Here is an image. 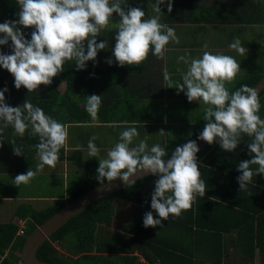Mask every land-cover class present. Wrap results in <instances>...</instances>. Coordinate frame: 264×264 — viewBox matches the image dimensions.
Listing matches in <instances>:
<instances>
[{
	"label": "clouds",
	"instance_id": "9594fccd",
	"mask_svg": "<svg viewBox=\"0 0 264 264\" xmlns=\"http://www.w3.org/2000/svg\"><path fill=\"white\" fill-rule=\"evenodd\" d=\"M164 3L171 13L173 0H156L152 5L156 15L146 18L144 10L129 7L127 0H17L18 19L0 23V45L11 41L12 47V54L0 51V66L14 76L17 89L23 87L29 93L39 90L41 85H51L53 78L64 72V65L70 61H75L77 70H84L88 61H95L98 53L108 47V42H98V37L110 28L114 14L120 19L112 51L120 67L139 66L150 54L163 58L166 46L179 42L175 29L160 22V5ZM21 26L34 29L30 40ZM204 47L207 48V44ZM229 48L241 56L248 52L238 37ZM178 59L188 65L182 83L176 82L173 86L167 73L164 78L169 81V88L177 89V94L183 92L189 102L199 101L207 106L203 116L207 123L198 139L211 145L219 138L222 150L232 152L239 146L242 134L253 138L247 144L252 158L238 164L242 173L237 177L240 191L246 192L253 176L264 174V119L258 114L261 108L258 90L242 85L234 92L229 91L226 85L241 71V63L231 55L204 51L199 58L181 56ZM106 63L111 65L113 60L108 59ZM7 91V88L0 90V134L11 126L20 136L30 130L32 136L39 137L35 148L41 163L37 170L30 168L26 174L14 178L16 186L27 185L45 165L56 166L61 149L67 145L68 126L28 99L21 106H9L5 100ZM86 100V111L95 118L102 96L93 94ZM138 136L134 126L120 133L119 142L107 151L106 158L98 159L97 179L104 189L117 179L129 185L136 184V177L157 176L151 209L159 218L152 211L146 212L143 218L145 228H156L170 216L179 217L191 210L197 197L205 196L207 186L197 157L200 149L195 140H189L176 147L171 159L165 161L168 155L165 148L160 144L149 148L147 137L132 147ZM97 139L94 135L88 141L90 157L100 155ZM13 152L16 156L24 155L14 143ZM253 165L258 167L253 170Z\"/></svg>",
	"mask_w": 264,
	"mask_h": 264
},
{
	"label": "trees",
	"instance_id": "16d2710c",
	"mask_svg": "<svg viewBox=\"0 0 264 264\" xmlns=\"http://www.w3.org/2000/svg\"><path fill=\"white\" fill-rule=\"evenodd\" d=\"M135 1L127 0L128 6L139 7ZM164 5L162 4V7ZM164 9L162 22L164 24L226 22L236 23V27L242 26V30L256 24L264 27V0H212L210 5L201 4L197 0H173V11L169 13L167 7ZM18 11L17 0H0V23L17 20ZM119 19V15L114 14L112 22H119ZM21 30L30 40L34 29L21 26ZM116 31V27L102 31L98 42L106 40L108 47L112 50L115 46ZM108 47L98 53L95 61H88L84 70H77L75 61L66 63L64 72L54 77L51 85H41L39 90L31 93L23 87L17 89L14 76L1 66L0 90L7 87L8 81L13 86V90L5 94L6 103L17 107L23 105L28 99L34 106L42 108L47 115L61 123L88 122L86 97L105 91L106 79L116 80L114 75L117 79H121L123 75V70H118L120 66L115 61L113 52L108 55ZM0 51L4 54H12L11 41L8 45H0ZM262 58L264 62V44ZM108 59L113 60L111 65L106 63ZM263 72L264 64L263 69L258 72L245 73L236 81L230 92L236 91L242 85L252 87ZM62 84L63 88L60 89ZM262 94L264 90L259 96ZM140 95L142 94L139 93ZM81 103L84 104L81 105ZM203 116L204 113L195 120L188 131L165 143L163 148L168 153L166 157L172 156L176 147L182 146L189 140L198 139L207 123L203 120ZM6 134L8 139L13 138V143L26 149L29 154L37 153L35 145L39 143V137L32 136L30 130L26 131L24 136H20L9 126L0 134V141L5 139ZM245 139H247L246 134L241 140ZM0 145H2L1 150L7 144L0 142ZM240 149L237 147L232 152L223 151L219 138L214 144L207 143L197 153L202 179L207 186L205 196H198L191 210L184 211L179 217L170 216L168 220L163 221L162 226L145 228L143 225L146 212L152 211L154 216L159 218L151 209V195L158 177L148 175L136 179V184H125L78 212L38 247L36 256L52 264H198L196 261L201 260L202 257H196L195 252L204 247L206 257H203L200 264H223L225 249L222 244V234L227 230L225 226H222L223 223L220 222L217 213H221V210L226 209L225 207H230L225 205L226 202L231 203V199L226 197L227 194H231V187L236 183L238 173L234 169V164L237 151ZM63 156L64 148L59 154L60 158ZM69 159L84 170L83 182L71 186L65 198L54 200L48 207L42 210L29 209L26 213L28 217L19 211L21 218H24L27 223L26 235L85 192L90 185L100 184L97 179L99 161L96 157H83L80 150H75L72 151ZM21 161H23L22 158L13 164L12 162L0 163V171H23L26 168H22ZM105 182H107L106 179ZM222 200L226 202L222 203ZM127 204L136 206V213L125 225L117 226L120 230L115 233L109 231L108 227L114 223L117 214ZM17 229L18 226L12 223L0 224V264H23L20 256L14 254V251L21 250L26 236L16 237ZM55 243L69 255L62 254ZM5 248L10 249L11 253L8 256H3ZM135 252L141 254L146 263L139 262L138 257L133 254ZM261 263L264 264V259Z\"/></svg>",
	"mask_w": 264,
	"mask_h": 264
},
{
	"label": "crops",
	"instance_id": "0c3cea01",
	"mask_svg": "<svg viewBox=\"0 0 264 264\" xmlns=\"http://www.w3.org/2000/svg\"><path fill=\"white\" fill-rule=\"evenodd\" d=\"M167 25L175 29L179 42H170L166 46L163 58L150 54L148 59L139 66L120 67L118 70H123L121 79H117L116 75H114L116 80L106 79L105 91L96 93L102 96V104L97 116L92 118L89 114L88 122L65 123L69 133L67 145L64 148V156L59 158L54 168L45 165L30 183L16 186L14 178L17 175L26 174L30 168L36 171L37 164L41 163L37 153L31 155L26 149L21 148L24 155L18 156V159L22 158L23 161L20 164L26 169L18 172L0 171V224L12 223L18 226L20 220H25L20 215L24 214L28 217L26 213L29 209L42 210L51 205L54 200L65 198L71 187L68 184V166L73 160L69 157L75 150H80L83 157L89 156L88 141L92 136L98 137L95 143L100 149V155L96 158L101 159L106 158L107 151L119 142L120 133L127 127L134 126L139 132V136L134 138L132 147L145 137L149 142L153 140L150 144L147 142L149 148L155 144L163 147L168 140L188 131L195 120L203 115L207 106L199 101L189 102L183 92L177 94V89L169 88V81L164 78L165 73L170 76L174 86L176 82L182 83V75L188 68L184 61L178 59L181 56L199 58L204 51H209L213 54L231 55L236 59V51L229 48L230 43L233 42H229V36H234L236 28H242V26L236 27V23L226 22H175ZM246 28L245 30L237 29V32L247 33ZM217 37L220 38L218 41H216ZM241 43L248 49V56L244 55L248 59L240 56L243 58V61L239 62L241 71L232 83L226 85L229 91L245 73L263 69V45H258L252 40H243ZM205 44L207 48L204 47ZM117 81L118 83H115ZM139 93L142 95L139 96ZM259 100L261 108L258 114L264 119V94L259 96ZM161 130L165 132L163 135L159 134ZM8 138L6 134L5 139L0 141L7 144L0 150V163L8 162L13 156L10 152V149L13 150V138ZM246 138L241 140L238 146L241 149L237 151L234 164V169L238 173L236 183L231 187V194H227L226 197L231 199V203L222 200V203L226 202L229 205L226 203L225 205L230 207H225V210L217 213L220 222L223 223L222 226H225L227 230L222 234V244L225 249L223 264H262L264 259V174L254 175L246 192L240 191L237 180V177L242 174L238 170L240 161L252 158L247 144L251 143L253 138L248 135ZM155 139L159 140L158 143H154ZM14 146L18 147L16 143ZM257 167V165L252 166L253 170ZM56 182L62 189L57 193L51 192ZM36 204L42 206L37 207ZM208 219L210 221V218ZM15 236L19 237L17 231ZM201 248L195 253L196 257L203 259L206 257V248ZM10 253V249L5 248L3 256H8ZM14 254L20 256V251L16 250ZM133 254L138 257L139 262L146 263L141 254L138 252ZM201 260L198 259L196 263L200 264Z\"/></svg>",
	"mask_w": 264,
	"mask_h": 264
},
{
	"label": "water",
	"instance_id": "95a60500",
	"mask_svg": "<svg viewBox=\"0 0 264 264\" xmlns=\"http://www.w3.org/2000/svg\"><path fill=\"white\" fill-rule=\"evenodd\" d=\"M258 90V95L264 90V72L260 79L252 86ZM197 145L201 150L206 144V141L196 139ZM171 159V156L165 157V161ZM151 174H146L148 176ZM143 176V177H144ZM141 177H136L139 179ZM107 185L108 182H105ZM125 184L122 180L117 179L111 182L110 187L101 189V185H90L88 189L81 195L73 199L71 202L63 206L53 215L48 217L44 222L39 224L34 230H32L26 237L20 250V258L23 264H52L43 260H40L36 256V250L38 247L60 226L66 221L83 210L91 203L98 199L108 195L109 193L121 188Z\"/></svg>",
	"mask_w": 264,
	"mask_h": 264
},
{
	"label": "rangeland",
	"instance_id": "374dc122",
	"mask_svg": "<svg viewBox=\"0 0 264 264\" xmlns=\"http://www.w3.org/2000/svg\"><path fill=\"white\" fill-rule=\"evenodd\" d=\"M197 1L199 3L205 4V5H209V4L212 3V0H197ZM135 2L142 10L145 11L146 18H148L150 16H153V15H156V13H154L152 11V5H154L156 3V0H136ZM164 4L165 5L163 7H162V4L160 5L161 11H162V13L160 14V22L161 23L163 22V15L165 13V9L164 8L167 7V3H164ZM118 23L119 22H116V23L112 22L110 28H115ZM237 29L239 30L241 28H236V30L234 31L235 32L234 36H229V38H230L229 42L234 41V39L238 37L240 39V41H243V40L244 41H250V40H252V42L254 41L258 45H260V44L263 45L264 44V27H263V25L256 24L252 28H246V29H248V30H246V31H248L247 33H244V32L238 33ZM219 39L220 38L217 37L216 41H218ZM107 50L109 51L108 55H110L109 53L113 52L110 49V47H108ZM246 55L248 56V52H247ZM240 56L241 55L237 54V52H236V60L238 62L243 61V58H241ZM247 56H243V57H245V59L246 58L248 59ZM244 64H246V63H244ZM0 68H1V66H0ZM12 87L13 86L11 85V82L8 81L7 87H6L8 89V91L13 90ZM59 88L62 89L63 88V84L60 85ZM8 91L5 92L6 95H7ZM150 141L151 142H149V141H147V142L150 144V143H152L153 140H150ZM158 141L159 140L156 141V139H155L154 143H158ZM10 152L13 155L12 159H9V161L5 162V164H9L11 162H12V164L15 163V162H19V160L16 159V155H14L13 150L10 149ZM37 165H39V164H37ZM68 169H69V180H68L69 186H72L73 184H75V185L76 184H80L81 182H83V178H84V175H85V172H84L83 169L78 168L75 165V163H73V162L69 163ZM56 178H59V177H56ZM61 189H62V187L58 186V184L56 182V186L53 189H51V192L54 191V192L57 193V192H60ZM47 204H48V202H47ZM43 205H44V203H43ZM36 206L40 207L42 205L41 204H36ZM135 207L133 205L132 206H129V205L124 206V208L117 214L116 220H114L115 224L113 223L111 226L108 227L109 231L115 233L118 230V228H119L117 226L122 227L123 225H125V223L131 218V216H133L136 213V208L137 207L136 208ZM59 250L64 255L68 254L66 251H64V249L62 247L60 248V246H59Z\"/></svg>",
	"mask_w": 264,
	"mask_h": 264
},
{
	"label": "built area",
	"instance_id": "2783aa9c",
	"mask_svg": "<svg viewBox=\"0 0 264 264\" xmlns=\"http://www.w3.org/2000/svg\"><path fill=\"white\" fill-rule=\"evenodd\" d=\"M26 226H27L26 220H20L19 221L18 230H17L18 236H26V233H25L26 232ZM55 246L57 249L59 248V244L55 243ZM156 264H159V263H156Z\"/></svg>",
	"mask_w": 264,
	"mask_h": 264
}]
</instances>
